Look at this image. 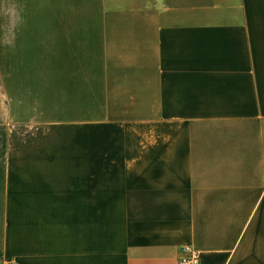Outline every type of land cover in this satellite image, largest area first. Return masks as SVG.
<instances>
[{"label":"crops","instance_id":"crops-1","mask_svg":"<svg viewBox=\"0 0 264 264\" xmlns=\"http://www.w3.org/2000/svg\"><path fill=\"white\" fill-rule=\"evenodd\" d=\"M43 2L0 62L41 84L43 122L0 152V264H176L186 247L264 264V0Z\"/></svg>","mask_w":264,"mask_h":264},{"label":"rangeland","instance_id":"rangeland-1","mask_svg":"<svg viewBox=\"0 0 264 264\" xmlns=\"http://www.w3.org/2000/svg\"><path fill=\"white\" fill-rule=\"evenodd\" d=\"M28 10L30 16H34L30 21L42 27L41 15L47 10V4L43 0H34L28 4L22 0H0L1 63L8 62L10 58L13 37L11 28L27 24ZM40 85L34 83L35 89L31 91L32 83L20 81L17 75H12L9 65H0V139L3 140L1 153L25 148L29 139L40 136L43 125L42 98L37 97L41 93L38 88Z\"/></svg>","mask_w":264,"mask_h":264},{"label":"built area","instance_id":"built-area-1","mask_svg":"<svg viewBox=\"0 0 264 264\" xmlns=\"http://www.w3.org/2000/svg\"><path fill=\"white\" fill-rule=\"evenodd\" d=\"M183 251L186 253V256L179 258L176 264H197L198 251L188 247L183 248Z\"/></svg>","mask_w":264,"mask_h":264}]
</instances>
